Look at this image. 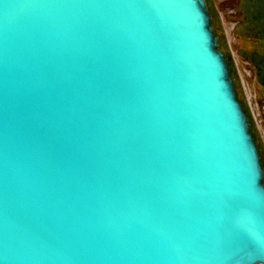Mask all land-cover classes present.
<instances>
[{"label": "water", "instance_id": "water-1", "mask_svg": "<svg viewBox=\"0 0 264 264\" xmlns=\"http://www.w3.org/2000/svg\"><path fill=\"white\" fill-rule=\"evenodd\" d=\"M0 264H264L205 0H0Z\"/></svg>", "mask_w": 264, "mask_h": 264}, {"label": "rangeland", "instance_id": "rangeland-1", "mask_svg": "<svg viewBox=\"0 0 264 264\" xmlns=\"http://www.w3.org/2000/svg\"><path fill=\"white\" fill-rule=\"evenodd\" d=\"M205 2L211 16V25L217 31L218 47L226 57L264 170V0ZM246 90L254 95L262 111L261 129L250 117Z\"/></svg>", "mask_w": 264, "mask_h": 264}, {"label": "built area", "instance_id": "built-area-1", "mask_svg": "<svg viewBox=\"0 0 264 264\" xmlns=\"http://www.w3.org/2000/svg\"><path fill=\"white\" fill-rule=\"evenodd\" d=\"M246 98L249 105L250 117L255 122L257 127L261 129V124L263 121L262 111H260V108L255 100L254 95L248 90H246Z\"/></svg>", "mask_w": 264, "mask_h": 264}, {"label": "trees", "instance_id": "trees-1", "mask_svg": "<svg viewBox=\"0 0 264 264\" xmlns=\"http://www.w3.org/2000/svg\"><path fill=\"white\" fill-rule=\"evenodd\" d=\"M214 33H215V35L217 36V31L216 30H214ZM262 39H264V37H262ZM254 41H255V38L253 39ZM219 46V45H218Z\"/></svg>", "mask_w": 264, "mask_h": 264}, {"label": "flooded vegetation", "instance_id": "flooded-vegetation-1", "mask_svg": "<svg viewBox=\"0 0 264 264\" xmlns=\"http://www.w3.org/2000/svg\"><path fill=\"white\" fill-rule=\"evenodd\" d=\"M251 129V128H250Z\"/></svg>", "mask_w": 264, "mask_h": 264}]
</instances>
